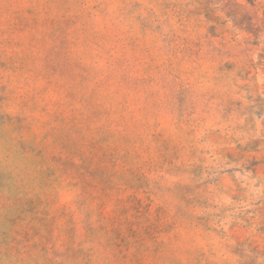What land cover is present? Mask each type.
<instances>
[{
    "label": "rangeland",
    "instance_id": "374dc122",
    "mask_svg": "<svg viewBox=\"0 0 264 264\" xmlns=\"http://www.w3.org/2000/svg\"><path fill=\"white\" fill-rule=\"evenodd\" d=\"M5 249L264 264V0H0Z\"/></svg>",
    "mask_w": 264,
    "mask_h": 264
},
{
    "label": "clouds",
    "instance_id": "9594fccd",
    "mask_svg": "<svg viewBox=\"0 0 264 264\" xmlns=\"http://www.w3.org/2000/svg\"><path fill=\"white\" fill-rule=\"evenodd\" d=\"M0 255H3L4 257L7 258L8 264H13V257L11 254L7 251V249L3 250L0 252Z\"/></svg>",
    "mask_w": 264,
    "mask_h": 264
}]
</instances>
